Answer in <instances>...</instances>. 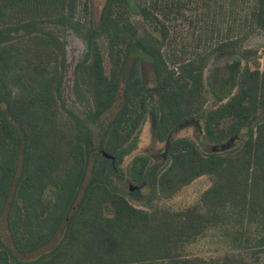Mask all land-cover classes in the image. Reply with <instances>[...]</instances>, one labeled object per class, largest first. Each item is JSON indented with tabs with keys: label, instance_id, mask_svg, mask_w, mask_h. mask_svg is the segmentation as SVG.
Listing matches in <instances>:
<instances>
[{
	"label": "trees",
	"instance_id": "trees-1",
	"mask_svg": "<svg viewBox=\"0 0 264 264\" xmlns=\"http://www.w3.org/2000/svg\"><path fill=\"white\" fill-rule=\"evenodd\" d=\"M194 2L203 15L210 16L213 10L218 19L229 18L226 36L206 39L211 42L207 47L171 67L165 51L169 14L178 15ZM138 3L141 19L133 21L129 0H105L98 30L90 23L85 56L75 67L76 82L91 99V121L101 119L118 94L122 98L115 114L100 128L95 159L89 166L91 126L74 130L58 124L61 75L51 44L59 43L50 31L38 27L47 21L69 24L78 23V17L86 19L89 0H0V36L5 34L0 38V103L6 107L0 109V212L9 206L11 232L10 243L0 247V264H242L239 256L207 263L175 253L219 220L238 226L232 238L234 249H245L252 242L264 248V120L249 125L264 105V48L261 69L255 61L259 52L242 46L243 37L264 29V0ZM131 47L151 59L153 87L135 71L120 83L119 73ZM225 54L254 60V67L229 64L225 81L232 82L236 92L222 102L226 83L218 84L222 95L211 88L220 104L204 114L201 129L212 142L245 129L244 140L237 149L208 154L189 139L172 140L169 162L157 178L158 196L169 197L194 179L211 175L212 184L201 194L200 205L177 212L133 206L110 187V177L118 170L119 151L143 123L149 93L156 96L155 136L162 142L173 127L201 111L206 100L204 68ZM147 164V156L132 160V182L143 180ZM48 189L52 198L46 197ZM107 210L111 215H106ZM61 228V238H56ZM244 231L252 232L245 241ZM50 242L52 248L37 253Z\"/></svg>",
	"mask_w": 264,
	"mask_h": 264
},
{
	"label": "rangeland",
	"instance_id": "rangeland-1",
	"mask_svg": "<svg viewBox=\"0 0 264 264\" xmlns=\"http://www.w3.org/2000/svg\"><path fill=\"white\" fill-rule=\"evenodd\" d=\"M104 2L105 0H89L90 11L88 17L80 19L77 16L79 19L78 23L54 24L52 21H47L38 24V27L50 31L49 34H53V37L55 35L59 43V45L51 44V50L58 55L57 60L59 61L61 75L60 87L57 89L60 107L58 124L60 123L63 127H69L74 130L76 126L80 129H82V125L83 129L85 125L91 126L90 142L93 151L88 156L89 166L92 165L95 159V149L100 138V128L112 118L122 101L120 94H118L114 105L105 115L96 122L91 121V99L83 86L77 84L75 77V67L83 60L87 50L86 37L88 27L92 23L93 27L98 30V14ZM202 11L197 3L194 2L182 9L178 15L174 12L169 14L170 34L165 51L168 52L166 59L171 67H174V63L179 59L191 56L194 51L203 50L211 43L208 42L211 38L215 41L219 37L226 36L229 18L222 15L218 19L217 13L215 16L213 15V10L210 12V16H206L201 14ZM129 13L133 21L141 19L138 0H129ZM211 18L215 21L214 24ZM211 29L214 30L213 33H211ZM218 32L220 33L218 34ZM4 35L2 34L0 38ZM243 38L242 46L244 48L255 49L259 52L255 61L259 63L262 69L263 60L260 52L264 48V29L251 32ZM99 41L104 57V69L108 72L109 64L105 52L104 38L100 36ZM252 61L254 60L245 62L236 55L228 54L208 61L203 71L206 95L203 108L197 115L183 120L171 129L168 135L169 143L177 138H186L191 140L203 154L237 149L246 136L245 129L226 140L212 142L201 131L203 116L208 110L220 104V101L212 95L211 88L217 91V94L222 95L224 90L221 88L217 90V87L218 84L226 83L227 93L223 96L222 102H225L230 94L236 92L233 83L225 81L229 76V64L237 62L240 67L246 65L248 68H253ZM132 71H135L149 88L153 87L154 76L151 59L147 55L140 53L136 47L129 48L126 53L125 63L119 73L121 84L128 80ZM227 83H229L228 86ZM148 96V108L143 123L129 142L119 151L118 170L110 177V187L121 193L133 206L148 211L165 210L177 212L193 206H199L201 194L212 184L213 176L211 175H203L194 179L189 184L177 189L169 197L158 196L156 191L157 178L167 166L169 156L165 149L166 140L160 142L155 136V121L158 116L156 96L153 91ZM0 109L5 110V105L0 103ZM262 120H264V105L252 116L249 125L254 126ZM227 124L228 121H224L223 125L226 126ZM137 156H147L148 158L144 178L140 183L132 182L129 177L130 164ZM90 174V170L87 171L84 185L89 180ZM46 195L47 198H52L50 189L46 191ZM106 215H111V212L107 210ZM8 216L9 206L7 205L0 212V247L10 243L11 232ZM237 227L233 222L227 223L225 220H219L216 224L209 225L193 241L186 242L177 248L175 253L181 258H188L192 261L201 259L207 263L211 260H222L225 257L233 258L239 256L243 260L242 264H264V248L258 245L255 246L254 242L252 244L248 243L249 246L241 250L232 247L233 233ZM60 231L56 238L61 235L63 228ZM248 235L251 237L252 232H249ZM248 235L244 231L241 239L245 241ZM59 238L55 241L57 242ZM52 247L53 244L50 242L37 253ZM18 256L21 259L27 258L22 255Z\"/></svg>",
	"mask_w": 264,
	"mask_h": 264
},
{
	"label": "water",
	"instance_id": "water-1",
	"mask_svg": "<svg viewBox=\"0 0 264 264\" xmlns=\"http://www.w3.org/2000/svg\"><path fill=\"white\" fill-rule=\"evenodd\" d=\"M169 146H170L169 138L167 137V139H166V146H165L166 152H168Z\"/></svg>",
	"mask_w": 264,
	"mask_h": 264
},
{
	"label": "flooded vegetation",
	"instance_id": "flooded-vegetation-1",
	"mask_svg": "<svg viewBox=\"0 0 264 264\" xmlns=\"http://www.w3.org/2000/svg\"><path fill=\"white\" fill-rule=\"evenodd\" d=\"M154 76V75H153ZM202 131V130H201Z\"/></svg>",
	"mask_w": 264,
	"mask_h": 264
}]
</instances>
